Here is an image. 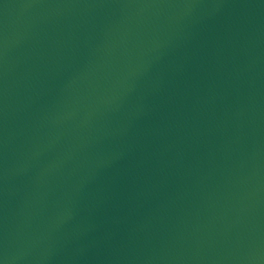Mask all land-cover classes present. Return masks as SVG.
Returning <instances> with one entry per match:
<instances>
[{
    "label": "water",
    "instance_id": "1",
    "mask_svg": "<svg viewBox=\"0 0 264 264\" xmlns=\"http://www.w3.org/2000/svg\"><path fill=\"white\" fill-rule=\"evenodd\" d=\"M0 264H264V0H0Z\"/></svg>",
    "mask_w": 264,
    "mask_h": 264
}]
</instances>
